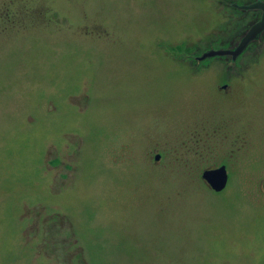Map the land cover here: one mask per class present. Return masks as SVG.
<instances>
[{
  "label": "rangeland",
  "instance_id": "rangeland-1",
  "mask_svg": "<svg viewBox=\"0 0 264 264\" xmlns=\"http://www.w3.org/2000/svg\"><path fill=\"white\" fill-rule=\"evenodd\" d=\"M222 1L0 0V264H264V35L198 61Z\"/></svg>",
  "mask_w": 264,
  "mask_h": 264
},
{
  "label": "water",
  "instance_id": "water-1",
  "mask_svg": "<svg viewBox=\"0 0 264 264\" xmlns=\"http://www.w3.org/2000/svg\"><path fill=\"white\" fill-rule=\"evenodd\" d=\"M256 8L261 10V19L248 28V30L240 37L238 44L226 50H211L203 54L198 61L206 58L226 57L230 58L232 62H235L252 42L259 40L260 36L264 34V3L260 2L249 7H239V9L242 10ZM159 158L160 156L157 155L155 161H159ZM201 179L207 184L211 191L214 193H220L225 189L228 181L226 168L225 166H220L218 168L204 170L201 174Z\"/></svg>",
  "mask_w": 264,
  "mask_h": 264
},
{
  "label": "flooded vegetation",
  "instance_id": "flooded-vegetation-1",
  "mask_svg": "<svg viewBox=\"0 0 264 264\" xmlns=\"http://www.w3.org/2000/svg\"><path fill=\"white\" fill-rule=\"evenodd\" d=\"M260 2L264 3V0H237L236 2H233V3H230L229 0H225L224 2L222 1V6L226 10L224 8L223 9L232 16H235L236 14L240 17L248 16L249 20H248L247 24H248V28H249L250 26L254 25L255 23H257L261 19V15H262L261 10L259 8L248 9V10L243 9L242 10V9H239V7H249V6H252L253 4H257ZM230 4H231V6H229ZM228 25L229 24H222L221 26H228ZM244 32H245V30L241 33L244 34ZM263 35L260 36V40L262 39ZM230 41H232V39ZM230 41H228V42H230ZM226 88H227V86L226 87H223V86L220 87V89H223V90H225Z\"/></svg>",
  "mask_w": 264,
  "mask_h": 264
}]
</instances>
